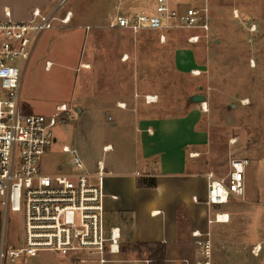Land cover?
Here are the masks:
<instances>
[{"label": "rangeland", "instance_id": "1", "mask_svg": "<svg viewBox=\"0 0 264 264\" xmlns=\"http://www.w3.org/2000/svg\"><path fill=\"white\" fill-rule=\"evenodd\" d=\"M147 2L70 0L66 9L74 13L71 24L41 36L30 64L23 68V108L43 115L56 114L62 104L73 108L67 123L55 129L58 142L42 160L44 172H78L64 145L76 148L91 171L100 159L119 163L116 169H142L136 159L141 133L136 116L184 117L196 109L208 135L201 158L217 178L227 177L234 158L256 162L259 173L252 175L250 193L259 201L257 185L264 182V0H210L211 31L196 44L189 42L192 33L187 30L166 31L162 42L158 31L135 34L108 28L120 11L140 10ZM5 4L18 17L38 3L0 0V7ZM149 94L157 95L158 102L146 103ZM195 94L205 95L206 101L191 102ZM124 104L127 109L117 107ZM108 144L114 150H104ZM259 207L264 210V203ZM108 217L110 227L113 218ZM4 238L10 249L24 245L23 213H11L6 221L0 208V249ZM123 256L146 260L148 252L131 246ZM255 258L264 261V251ZM63 259L58 253L42 252L16 264Z\"/></svg>", "mask_w": 264, "mask_h": 264}, {"label": "built area", "instance_id": "2", "mask_svg": "<svg viewBox=\"0 0 264 264\" xmlns=\"http://www.w3.org/2000/svg\"><path fill=\"white\" fill-rule=\"evenodd\" d=\"M69 1L56 0L47 10L35 8L27 19L14 18L8 7L0 15V208L6 221L11 213L24 216V245L10 249L4 238L0 264L7 260L16 264L25 256L36 257L42 252L63 256V261L53 264L121 262L122 228L107 226L105 178L110 172L104 160L91 171L76 148L64 145L78 172L51 175L42 168L44 156L58 142L55 129L67 123L73 108L58 105L54 115L28 113L23 108V68L29 65L46 31L71 24L74 13L66 9ZM235 16L240 17L238 11ZM211 23L210 0H148L140 10L120 11L108 28L135 34L158 31L162 42L167 40L166 31L187 30L192 33L189 42L196 44L209 37ZM51 64L48 62L47 68ZM158 99L153 94L145 96L148 104ZM250 164L248 158H234L227 177L208 175L206 204L212 207L228 203L232 196L243 198ZM136 175L142 176L140 172ZM229 219V214L218 212L208 222L213 225ZM193 236L199 251L196 264H215L212 230H195Z\"/></svg>", "mask_w": 264, "mask_h": 264}, {"label": "crops", "instance_id": "3", "mask_svg": "<svg viewBox=\"0 0 264 264\" xmlns=\"http://www.w3.org/2000/svg\"><path fill=\"white\" fill-rule=\"evenodd\" d=\"M37 3L25 15L18 17L5 4L0 7V15L8 7L14 18L27 19L35 8L47 10L55 4L54 0H37ZM117 107L127 109V106ZM200 119L196 109L184 117L136 116L135 122L141 130L136 159L142 169H116L114 167L118 168L119 163L111 162L109 165L100 159L104 160L110 172L105 178L107 223L110 216L113 218L112 225L122 228L123 247L129 245L127 249L136 244L160 245L164 256L159 259V264H196L199 251L193 232L209 228L213 234L215 264H264V261L255 258L264 251V234H259L264 231L263 225L260 227L264 223V210L259 207L264 203L261 199L264 198V182L257 185L259 201L250 193L254 190L252 175L256 173L258 176L259 165L251 162L246 170V193L243 198L232 196L226 204L209 207L206 204L208 175L219 176L201 158L208 135L201 129ZM110 145L114 150L112 144L105 145L104 150ZM137 172L156 178L157 185L139 187ZM218 212L229 214V221L209 225V218L215 217ZM257 245L260 246L255 253L253 249ZM125 252L122 251L119 256L121 262L118 264H155L158 260L149 256L146 260H127L123 256Z\"/></svg>", "mask_w": 264, "mask_h": 264}, {"label": "trees", "instance_id": "4", "mask_svg": "<svg viewBox=\"0 0 264 264\" xmlns=\"http://www.w3.org/2000/svg\"><path fill=\"white\" fill-rule=\"evenodd\" d=\"M157 185L156 178L141 176L138 179V186L139 187H155ZM129 245H126L123 247V251H126L127 247ZM137 250L140 252H143L144 250H147L148 256L150 259H158L155 261V264H159V259H161L164 256V249L158 245L156 247H151L146 244H136L134 245Z\"/></svg>", "mask_w": 264, "mask_h": 264}, {"label": "water", "instance_id": "5", "mask_svg": "<svg viewBox=\"0 0 264 264\" xmlns=\"http://www.w3.org/2000/svg\"><path fill=\"white\" fill-rule=\"evenodd\" d=\"M200 88L203 89V86H201ZM206 99L207 97L203 94H195L191 96L190 101L191 102H205Z\"/></svg>", "mask_w": 264, "mask_h": 264}]
</instances>
